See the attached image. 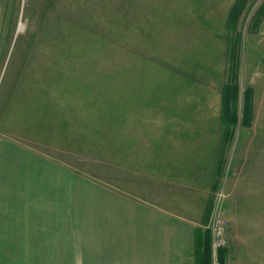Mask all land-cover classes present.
<instances>
[{
    "label": "rangeland",
    "instance_id": "obj_1",
    "mask_svg": "<svg viewBox=\"0 0 264 264\" xmlns=\"http://www.w3.org/2000/svg\"><path fill=\"white\" fill-rule=\"evenodd\" d=\"M7 137L99 185L137 189L165 163L193 182L209 176L211 244L216 217L230 229L226 205L264 185V0H0ZM254 219L238 220L239 244H250L226 234L222 264H264V218ZM35 249L0 241V264H50Z\"/></svg>",
    "mask_w": 264,
    "mask_h": 264
},
{
    "label": "crops",
    "instance_id": "obj_2",
    "mask_svg": "<svg viewBox=\"0 0 264 264\" xmlns=\"http://www.w3.org/2000/svg\"><path fill=\"white\" fill-rule=\"evenodd\" d=\"M165 167L157 177L152 170V180L137 189L99 185L58 158L0 138V241L35 242L34 256L52 259L50 264H197L208 216L204 184L209 176L193 182L173 174L171 164ZM250 192L242 203L226 205H234L227 238L239 248L254 239L239 244L238 220L247 221L248 209L247 222L264 218V185ZM80 209L84 217L78 221ZM77 241L83 244L84 258L78 263ZM253 246L259 256L260 247ZM253 251L243 257H252ZM236 253L238 260L243 253Z\"/></svg>",
    "mask_w": 264,
    "mask_h": 264
},
{
    "label": "trees",
    "instance_id": "obj_3",
    "mask_svg": "<svg viewBox=\"0 0 264 264\" xmlns=\"http://www.w3.org/2000/svg\"><path fill=\"white\" fill-rule=\"evenodd\" d=\"M228 91V92H227ZM229 88H224L223 92V105L222 107L226 109V111L223 114V122L225 123H234L235 119L234 116H231L228 112V103H229ZM236 122V121H235ZM203 236L200 239V243L198 244V253H197V264H211L212 261V253H211V244L209 243V239L205 241L203 239ZM204 248V250H202ZM226 248H221L217 251V258L219 264H222L224 261L223 255L225 254Z\"/></svg>",
    "mask_w": 264,
    "mask_h": 264
},
{
    "label": "built area",
    "instance_id": "obj_4",
    "mask_svg": "<svg viewBox=\"0 0 264 264\" xmlns=\"http://www.w3.org/2000/svg\"><path fill=\"white\" fill-rule=\"evenodd\" d=\"M227 229L228 223L225 219L216 217L213 220L210 230L212 235L211 250L214 258L216 257L219 249L227 246Z\"/></svg>",
    "mask_w": 264,
    "mask_h": 264
}]
</instances>
